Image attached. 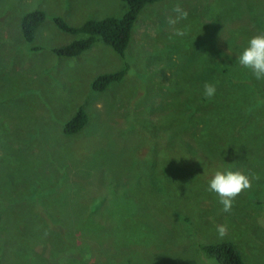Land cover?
Masks as SVG:
<instances>
[{"label": "rangeland", "instance_id": "obj_1", "mask_svg": "<svg viewBox=\"0 0 264 264\" xmlns=\"http://www.w3.org/2000/svg\"><path fill=\"white\" fill-rule=\"evenodd\" d=\"M177 4L189 13L176 25L183 37L167 23ZM126 9L121 0H0V177L8 178L0 182V264H215L199 242H231L246 264H264V80L237 63L264 32V0H161L137 16L124 59L100 41L77 57L53 54L84 35L59 31L52 18L79 27ZM31 10L45 13L38 53L19 30ZM125 66L120 82L92 91L97 76ZM205 75L226 107L201 118L189 108ZM79 108L88 123L65 135ZM159 116L171 125L155 129ZM169 166L193 182L180 199L147 188L148 176ZM216 171L260 179L225 213L208 190ZM180 211L189 218L181 226ZM218 225L227 226L223 238Z\"/></svg>", "mask_w": 264, "mask_h": 264}, {"label": "trees", "instance_id": "obj_2", "mask_svg": "<svg viewBox=\"0 0 264 264\" xmlns=\"http://www.w3.org/2000/svg\"><path fill=\"white\" fill-rule=\"evenodd\" d=\"M126 5L127 9L125 13L120 17H106L100 20H90L85 22L79 27L71 26L67 24L62 18H52L54 26L63 33L72 35H84V38L72 41L69 44L55 47L52 49L54 55L60 58H73L81 55L83 52L89 50L97 41L102 42L104 45L110 47L117 55L122 59L125 57V52L131 42L132 30L140 12L149 5L160 2L161 0H121ZM45 20V13L40 10H31L25 13L20 18L19 30L25 44L28 46V52L38 53L43 50V47L33 46V41L36 37V33ZM190 47V44L181 43L180 47ZM214 49L213 42L211 41V48H208V52ZM204 60H207L208 55L203 54ZM127 72V66L120 69L117 72L103 74L97 76L91 83L90 87L94 93H102L111 85L120 82ZM201 80L206 83H212L210 75L200 77ZM199 94L195 96L196 104L190 106V110L202 112L209 111L214 115L219 114L225 109L226 104L216 102V98L208 99L203 94V85L198 90ZM227 98V97H226ZM225 99V98H223ZM144 103L149 106L148 100L145 98ZM131 112L130 110L128 111ZM187 116V115H186ZM185 116V117H186ZM210 115L203 116L207 119ZM89 116L83 109L79 108L76 113L66 121L62 127V131L65 135L73 136L83 130L88 123ZM160 121L154 126L155 129L163 128L164 126H170L171 120L168 117L159 116ZM187 120V118H186ZM180 121L179 123H182ZM153 132L151 137L154 136ZM150 145H153L152 141H149ZM0 145L2 146V140L0 139ZM3 148V146H2ZM4 150V148L2 149ZM2 155V154H1ZM0 155V157H1ZM1 163V158H0ZM0 168L4 170L2 164ZM140 173L137 174L139 178ZM8 178L6 176L0 177L1 184H7ZM153 185V186H152ZM151 188L152 193L157 195L160 199H169L173 195L175 199L183 197L185 191H191L193 182L190 178L189 172L184 170L178 172L172 166L161 167L159 175L151 173L147 179V188ZM192 196V195H190ZM264 205V202H263ZM176 223L181 226V222L187 224L189 222L188 214L185 211H180L175 217ZM90 224V223H89ZM86 232H92L93 229L86 226L84 229ZM68 236H71V231ZM198 250L204 254L210 261L215 264H246L239 249L231 242L220 243H197ZM137 247L132 249L135 252ZM157 260H155L156 262Z\"/></svg>", "mask_w": 264, "mask_h": 264}, {"label": "clouds", "instance_id": "obj_3", "mask_svg": "<svg viewBox=\"0 0 264 264\" xmlns=\"http://www.w3.org/2000/svg\"><path fill=\"white\" fill-rule=\"evenodd\" d=\"M173 13L174 15L168 18L167 23L172 26L175 36L183 37L186 35V30L178 28L176 25L187 20L189 13L179 4L173 8ZM237 63L242 68L249 70L256 80H264V32L248 40L247 46L237 57ZM216 91L217 87L214 83L206 82L203 85V94L208 99L213 98ZM259 179L260 177L255 173L245 175L239 171H216L209 181L208 190L217 195L219 203L222 205V211L229 213L237 197L251 189L253 180ZM216 231L218 236L223 238L227 235L228 229L226 225H218Z\"/></svg>", "mask_w": 264, "mask_h": 264}]
</instances>
